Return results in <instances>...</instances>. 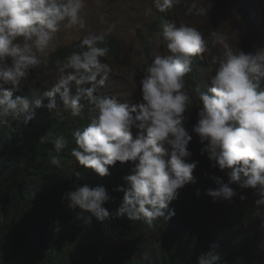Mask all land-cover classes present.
<instances>
[{
	"label": "clouds",
	"instance_id": "obj_1",
	"mask_svg": "<svg viewBox=\"0 0 264 264\" xmlns=\"http://www.w3.org/2000/svg\"><path fill=\"white\" fill-rule=\"evenodd\" d=\"M183 2L152 0V8L146 9V15H152L153 8L159 12L158 30L167 54H156L148 64L139 81L140 100L133 104L95 95L111 72L105 63L109 48L99 45H106L114 24L99 34L89 32L80 40L78 51L64 61L58 60L59 76L50 88L36 96L13 98L29 70L44 62L41 56L53 46L62 28L86 27V0H0V122L5 117L34 112L44 106L45 98L49 99V111L58 109L54 99L57 94L71 116L84 119L86 105L82 100H86L91 105L89 122L72 133L76 147L71 156L100 177L108 175L109 167L117 162H134L131 174L123 177L126 187L115 189L123 192L116 215L143 220L150 227L160 218L170 220L175 212L169 204L178 198L179 190L196 183L193 173L198 161H190L188 145L192 136L185 126L194 97L185 77L192 71L193 58L208 51V41L197 28L167 19V10ZM211 7L207 0L202 4L192 0L186 14L206 17ZM240 15L243 18V11ZM256 22L261 26L259 19ZM211 36L214 44L222 45L223 53L211 58V63L217 65L210 78L211 87L207 92L195 89L198 119L191 132L203 145L200 155H206L212 168L224 171L227 182L212 175L216 187L208 189L206 195L213 202L231 200L236 195L231 187L235 184L242 190H253L249 197H257V207L264 206V48L251 53L233 51L223 34L214 31ZM135 75L133 72V81ZM73 82L77 86L74 93L70 88ZM133 95L134 89L129 98ZM24 118L27 122L30 116ZM52 143L55 152L60 153L68 141L57 135ZM51 164L60 166L58 155L51 156ZM110 198L104 187L88 184L63 196L70 209L90 213L100 222L109 218L103 205ZM220 259L212 245L199 255L197 264H218Z\"/></svg>",
	"mask_w": 264,
	"mask_h": 264
},
{
	"label": "trees",
	"instance_id": "obj_2",
	"mask_svg": "<svg viewBox=\"0 0 264 264\" xmlns=\"http://www.w3.org/2000/svg\"><path fill=\"white\" fill-rule=\"evenodd\" d=\"M258 6L255 0H246L239 10L243 11L244 22L255 30L264 48V25L256 22ZM160 25L161 20L157 19L149 27L148 34L138 35L143 59L132 66L120 60L118 40L106 37V45L99 46L109 48L105 63L111 72L105 86L95 95L118 98L111 87L116 67L134 69L138 81L143 79L155 56L152 52ZM196 28L208 41V51L193 58L192 71L185 77L194 96L197 87L202 92L211 87L210 78L217 67L211 63V58L220 55L212 51L209 27L202 24ZM79 43L59 46L41 64L49 75H28L13 93V98L36 96L50 88L57 79L50 74H59L57 61H64L73 51H78ZM162 47L160 54H167L163 40L158 49ZM128 84L130 88L131 81ZM76 87L74 82L70 85L73 93ZM140 97L138 83L133 97L126 101L135 104ZM54 99L58 109L49 111L46 107L49 99L45 98L44 106L34 112L18 118L5 117L0 122V264H197L199 255L212 245L221 256L218 264H264V229L261 228L264 206L248 202L253 190L245 191L233 184L231 187L236 195L228 201L213 202L206 195L208 189L216 187L210 179L212 175L224 182L227 176L224 171L212 168L206 155H200L203 145L191 132L198 119L199 106H193L186 113L185 125L192 136L188 145L192 152L190 161H198L193 173L196 183L179 190L178 198L169 204V209L175 212L170 220L160 218L150 227L143 220L116 215L123 192L115 189L126 187L123 177L131 174L134 162H117L109 167V174L104 177L79 165L71 156L76 147L72 133L87 125L91 105L82 100L86 107L84 119H80L63 108L59 94ZM25 116H30L27 122ZM57 135H63L68 141L60 153L55 152L52 143ZM53 155L59 156L60 166L51 164ZM83 184L107 190L111 197L103 205L110 214L107 220L100 222L90 213L70 209L63 200L66 192ZM89 217L91 222L86 223Z\"/></svg>",
	"mask_w": 264,
	"mask_h": 264
},
{
	"label": "rangeland",
	"instance_id": "obj_3",
	"mask_svg": "<svg viewBox=\"0 0 264 264\" xmlns=\"http://www.w3.org/2000/svg\"><path fill=\"white\" fill-rule=\"evenodd\" d=\"M242 0H207L212 4L206 17L197 15H187L186 7L192 0H184L183 3L168 9L167 17L180 24H187L192 27L206 24L212 32L223 34L225 42L235 51L239 49L244 53H251L262 47L259 46L258 37L253 33L251 27L246 24L240 15V2ZM198 4L204 3V0H196ZM260 3L258 19L264 25V0H256ZM152 8V0H119L111 3L108 0H86V8L83 10L86 27L84 29H61L57 33L53 46L41 56L45 61L48 56L59 46L70 45L79 42L89 32L101 33L110 25H115L114 30L108 36L114 37L119 42V58L129 66L135 64L139 59H143V52L138 40V35L149 33V27L158 18V11L153 8L152 15H146V9ZM152 54H160L158 49L160 41L163 40L161 34L156 38ZM213 43V37H212ZM213 52L223 53V47L219 43H213ZM43 63V62H42ZM41 63V64H42ZM134 69L127 67H116L114 83L112 89L121 100H127L132 90L139 83L138 77L134 81L131 76ZM41 73L49 75L41 65L29 70V75ZM59 74L51 73L50 77L58 78ZM129 81L131 86L129 88ZM194 105L197 106L196 96H194ZM257 197H248V202L253 203Z\"/></svg>",
	"mask_w": 264,
	"mask_h": 264
},
{
	"label": "bare ground",
	"instance_id": "obj_4",
	"mask_svg": "<svg viewBox=\"0 0 264 264\" xmlns=\"http://www.w3.org/2000/svg\"><path fill=\"white\" fill-rule=\"evenodd\" d=\"M157 41V40H156Z\"/></svg>",
	"mask_w": 264,
	"mask_h": 264
}]
</instances>
